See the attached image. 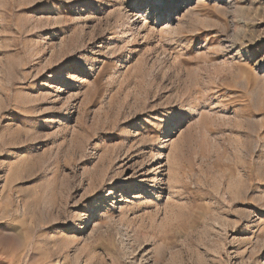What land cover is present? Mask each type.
I'll return each mask as SVG.
<instances>
[{
	"label": "rangeland",
	"instance_id": "1",
	"mask_svg": "<svg viewBox=\"0 0 264 264\" xmlns=\"http://www.w3.org/2000/svg\"><path fill=\"white\" fill-rule=\"evenodd\" d=\"M156 1L0 0V264H264V0Z\"/></svg>",
	"mask_w": 264,
	"mask_h": 264
},
{
	"label": "bare ground",
	"instance_id": "2",
	"mask_svg": "<svg viewBox=\"0 0 264 264\" xmlns=\"http://www.w3.org/2000/svg\"><path fill=\"white\" fill-rule=\"evenodd\" d=\"M160 1H163V0H160ZM160 1H156V3H157V2H160ZM171 1H175V0H171ZM171 1H170V2H171ZM171 5H172L171 3H168V6L171 7ZM161 8H163V7H161ZM173 9H174V8H173ZM173 9H172V11H173ZM170 13H171V11H170ZM160 18H161V17H160Z\"/></svg>",
	"mask_w": 264,
	"mask_h": 264
}]
</instances>
